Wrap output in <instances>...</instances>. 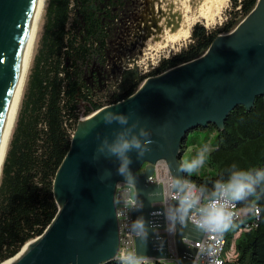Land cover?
I'll list each match as a JSON object with an SVG mask.
<instances>
[{"label": "trees", "instance_id": "trees-1", "mask_svg": "<svg viewBox=\"0 0 264 264\" xmlns=\"http://www.w3.org/2000/svg\"><path fill=\"white\" fill-rule=\"evenodd\" d=\"M132 2L47 1L0 178V264L42 236L57 216L54 181L79 122L132 97L147 79L202 58L217 38L231 34L252 13L258 0H231L232 11L221 26L196 24L179 52L146 73L128 69L107 85L110 44ZM210 129L218 134L205 168L185 177L211 187L233 163L264 169V97L256 99L251 111L237 107L223 130L210 125L190 133ZM257 206L259 217L242 215L238 226L225 233L229 264H264V195ZM243 207V202L237 205ZM229 251L232 258L226 256Z\"/></svg>", "mask_w": 264, "mask_h": 264}, {"label": "water", "instance_id": "water-1", "mask_svg": "<svg viewBox=\"0 0 264 264\" xmlns=\"http://www.w3.org/2000/svg\"><path fill=\"white\" fill-rule=\"evenodd\" d=\"M33 2L0 0V130ZM260 97H264V0H258L252 13L231 34L217 38L202 58L147 79L132 97L79 122L54 181L59 212L44 234L27 243L32 245L20 255L22 249L12 264L119 262L115 193L124 177L117 174L119 162L115 157L94 159L101 140L111 139L120 128L116 123L103 122L108 111L131 115L130 124L139 121L140 127L152 132L151 151L139 159L135 151L129 153L137 200L144 204L142 210L134 212V220L143 215L150 224L147 240L137 239V252L150 257L151 264H165L168 240L155 234L165 228L163 215H153L158 209L152 206L163 200V192L161 187L147 184L153 165L166 161L172 176L185 177L180 166L189 133L210 125L223 130L237 107L251 111ZM146 164L145 174L137 175ZM106 172L111 175L106 176ZM202 237L191 222L178 227L175 246L180 264L193 263L196 250L187 242L197 243Z\"/></svg>", "mask_w": 264, "mask_h": 264}, {"label": "clouds", "instance_id": "clouds-1", "mask_svg": "<svg viewBox=\"0 0 264 264\" xmlns=\"http://www.w3.org/2000/svg\"><path fill=\"white\" fill-rule=\"evenodd\" d=\"M131 115H125L115 111H108L103 119L106 125L114 123L120 125L115 130L112 138L104 137L99 144L94 159L112 158L119 162L117 174L124 177V183L134 187L136 177L131 171L133 160L129 153L135 151L137 159L151 151L152 132L146 127H140V122L130 124ZM139 131L137 133V129ZM100 140V137L97 136ZM212 149L205 145L190 161H185L180 166V171L187 173L190 177L206 163L207 157ZM106 172V176H110ZM170 200L164 212L169 234H175L178 227L184 228L189 222L194 228L203 234L204 240L196 245L199 252L194 264L201 257H206L208 264H222L218 258L220 246L223 243L224 234L238 225L236 220L241 214L260 215L257 206L261 195H264V169L240 168L233 163L226 171V177L222 175L216 179L211 187L207 183L197 184L187 177L174 175L168 181ZM243 202L244 207L238 209L237 205ZM125 205L131 204L133 208L142 210L144 204L138 200L125 199ZM161 213H153L159 215ZM156 225H151L152 230ZM150 224L143 216H138L130 225V234L136 238L147 240ZM120 264H151V258L139 254L135 249H123L118 254Z\"/></svg>", "mask_w": 264, "mask_h": 264}, {"label": "bare ground", "instance_id": "bare-ground-1", "mask_svg": "<svg viewBox=\"0 0 264 264\" xmlns=\"http://www.w3.org/2000/svg\"><path fill=\"white\" fill-rule=\"evenodd\" d=\"M228 2L229 0H154L151 18H149V21L152 22L151 27H153L151 39L154 44L150 42L152 44H150V49L159 51L188 40L196 23L204 21L209 26L214 24L221 18ZM46 4L47 0H34L22 39L20 61L17 65L15 81L0 130V178L33 60ZM31 245L32 243L27 244L20 255L25 253ZM17 258L3 264H12Z\"/></svg>", "mask_w": 264, "mask_h": 264}, {"label": "rangeland", "instance_id": "rangeland-1", "mask_svg": "<svg viewBox=\"0 0 264 264\" xmlns=\"http://www.w3.org/2000/svg\"><path fill=\"white\" fill-rule=\"evenodd\" d=\"M153 4L154 0H133L132 4L128 7L127 13L119 24V28L110 44L107 85L119 80L123 72L128 69L138 68L141 73H144L157 66L161 59L179 52L188 45L190 38L175 46H171L172 48L169 47L159 51L150 49V46L154 44L151 39L152 22L149 21ZM231 11L232 2L229 0L221 18L214 24L209 26L204 21H199L196 24L204 25L207 29H214L221 26L227 20ZM41 27L42 22L37 40L41 35ZM217 134L218 131L216 129L190 133L188 139L189 148L184 151L181 162L193 159L205 145L211 148L216 142ZM200 170L201 168L197 172H194L193 175L197 174ZM233 255L234 252L229 251L226 256L232 258Z\"/></svg>", "mask_w": 264, "mask_h": 264}, {"label": "built area", "instance_id": "built-area-1", "mask_svg": "<svg viewBox=\"0 0 264 264\" xmlns=\"http://www.w3.org/2000/svg\"><path fill=\"white\" fill-rule=\"evenodd\" d=\"M146 72L148 71H145L144 73ZM146 167H147V164L143 166V168L140 170V172L137 173V175L143 176L146 172ZM153 168H154L153 175L152 177L148 179L147 184L150 186H159L162 188L163 200L160 203H155L152 205L154 208L158 209V211L154 213H161L158 215L160 216V215H163L162 213L164 212L168 204L173 203V201L170 200V194L168 190V181L172 177V174H171L170 168L166 161H159L157 164L153 165ZM125 199L137 200L136 188L135 186L129 188L125 183H119L117 185L116 193H115V206H116V213H117V219H118V230H119V238H120V246H119L118 254L123 249L137 250V239L138 238L130 234V225H131V222L134 221V212L137 209L133 208L131 204H128L126 206L124 203ZM242 215L243 214H241L240 217ZM163 221H164L165 228L163 230L156 231L155 234L165 235L167 237L169 259L165 261V264H180L179 258L177 255L176 246H175L176 233L175 234L168 233V231L166 230L167 223H166V219L164 215H163ZM203 240H204V236L197 243L187 242L188 245H190L196 250L195 258L197 257V254L199 252V249L198 247H196V245L199 244ZM225 250H226V235L224 234L223 243L220 246L218 258L222 261V264H229L227 262V259H225ZM194 260L192 264H194ZM196 264H208L207 258L201 257L199 261L196 262Z\"/></svg>", "mask_w": 264, "mask_h": 264}]
</instances>
